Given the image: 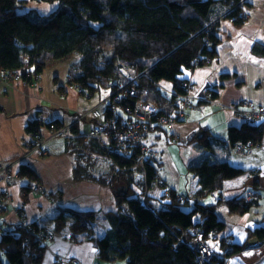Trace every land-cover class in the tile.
Segmentation results:
<instances>
[{
  "label": "trees",
  "instance_id": "trees-1",
  "mask_svg": "<svg viewBox=\"0 0 264 264\" xmlns=\"http://www.w3.org/2000/svg\"><path fill=\"white\" fill-rule=\"evenodd\" d=\"M28 1L53 7L42 14L30 8L25 10L22 6L27 0H0V69L20 72L22 81L32 84L49 66L73 58L67 73L71 87L85 97L95 95L100 89L109 90L101 103L104 108L97 107L100 116L92 117L94 124L105 123L110 129L125 126L124 120L130 117L137 100L156 107L157 117L175 112L178 96L186 91V84L192 83L180 75L184 70L202 66L215 55L220 19L228 18L239 25L247 18L243 9L246 4L235 6L231 0ZM213 21H217L214 26ZM253 52L264 54V47L254 45ZM127 70L133 74L129 75ZM160 81L170 82L172 93L164 91L159 86ZM214 95L211 91L209 97ZM38 118L29 124L28 133L40 131L43 124ZM50 123L61 125L46 122L47 128ZM70 128L71 135L64 137L70 146L82 140L88 144L86 149L80 147L76 153L87 160V152L109 159L112 174L108 176L114 181L113 187L126 186V192L117 194V210L105 214L108 230L102 236L88 237L95 244L99 261L199 264L197 252L188 245L195 234H200L208 245L214 235H223L218 241L219 251L210 247L212 264H226L227 257L245 249L247 240L238 243L225 234V223L218 220L214 207L201 202L208 193L219 192L225 180L244 172L241 167L212 156L214 145L223 143L209 131L197 132L193 137L198 145L212 151L188 166L197 177L193 195L179 196L167 187L158 198L147 195L145 206L140 197L145 185L157 175L158 160L153 165L145 163V178H134L135 149L130 148L129 153L109 150L100 146L96 138L88 136V129L79 133ZM263 134L264 121L245 120L239 127H228L227 142L230 146L239 141L259 143ZM90 146L92 149H87ZM17 175L36 179L33 169L24 164ZM220 203L226 205L229 213L244 214L254 204V199L245 201L244 196L223 199L220 195L216 204ZM67 216L72 218L69 228L73 234L92 232L96 214L68 208L54 217L55 230L60 231L67 225ZM53 232L39 227L36 222L18 224L3 231L0 264H41L50 241L44 242L39 237ZM248 233L250 238L257 237V243L264 242V225Z\"/></svg>",
  "mask_w": 264,
  "mask_h": 264
},
{
  "label": "crops",
  "instance_id": "crops-1",
  "mask_svg": "<svg viewBox=\"0 0 264 264\" xmlns=\"http://www.w3.org/2000/svg\"><path fill=\"white\" fill-rule=\"evenodd\" d=\"M243 9L247 18L242 24L237 25L228 18L220 19L216 29L219 42L211 61L182 71L180 77L195 84V98L186 119L147 137L148 146L156 151L160 165L157 174L167 183L159 190L155 187V193L149 189L148 195L153 199L167 187L179 196L188 197L196 189L197 177L193 172H185L186 182L180 180V173L173 163L174 150L178 151L186 168L213 151L214 158L244 169L239 176L225 180L219 192H212L214 202L204 203L207 198L201 201L214 207L217 217L231 216L228 219L235 224L227 226L224 233L237 235L234 240L238 243L245 241L249 230L264 225V134L259 147L246 155L233 152L227 142L228 127H239L246 120L242 112L247 110L240 105L243 99L264 107V54L253 52L254 45L264 47V0H249ZM73 60L49 66L32 84L0 80V159L13 163L12 170L17 174L24 164L36 175V179L22 176L9 185L0 181V235L18 224L32 222L53 232L54 217L60 210L91 211L96 214L92 232L73 234L69 228L72 218L67 216V225L53 232L55 239L47 244L41 264H73V259L78 264H119L99 261L95 244L88 238L89 235H104L109 228L105 214L117 210L118 193L108 176L112 174L111 161L96 152H87L88 160L79 156L77 150L80 147L86 149L88 144L82 140L73 147L64 137L44 143L42 148L46 155L37 152L26 155L28 127L38 116L43 124L39 129L45 138L48 136L46 122L71 125V131L74 129L79 133H84L95 122L91 114L77 120L78 113L100 108L105 98L85 97L68 84L67 73ZM159 85L168 93L173 89L167 81H160ZM211 91L215 93L212 98L209 97ZM263 121L264 117H260L256 122ZM202 131H209L223 144L214 145L212 151L198 145L193 137ZM169 134L180 135L181 141L174 144L179 145L178 148L170 145ZM182 181L185 188H182ZM36 184L42 187L38 193L32 190ZM5 190L10 194L7 200L3 194ZM220 195L223 199L250 197L254 204L244 214L229 213L224 203L216 204Z\"/></svg>",
  "mask_w": 264,
  "mask_h": 264
},
{
  "label": "built area",
  "instance_id": "built-area-1",
  "mask_svg": "<svg viewBox=\"0 0 264 264\" xmlns=\"http://www.w3.org/2000/svg\"><path fill=\"white\" fill-rule=\"evenodd\" d=\"M247 0H231L232 3H235V6L242 5ZM217 21H213L211 24L214 26ZM0 80L3 81H22L20 72H10L5 69H0ZM185 92L178 96V107L175 112L170 114V116H161L157 117V108L151 104L143 103L140 100L135 101L130 117L125 119V126L121 129H110L109 126L105 123H96L93 124L90 129L86 131L88 136L96 138L100 146L105 147L109 150H127L128 153L131 149L137 151L136 155V172L134 178L144 177L146 175L145 163L154 164V161L157 158L156 151L151 149L148 145L144 144V139L150 134V132H155L159 130L168 129L171 125L181 122L186 119L187 110L193 105V90L195 85L193 83H188L185 85ZM86 92V90L84 91ZM172 93V91L170 92ZM123 95V94H118ZM119 100V97H116ZM241 106L246 108V112H242V115L245 116L246 120L254 121L259 118L260 115H264V107L257 106L254 102L244 99L240 103ZM235 110H238L235 107ZM87 114H91L94 117H99L100 112L97 107L91 108L87 111H81L78 113L77 120L85 117ZM41 124V117L38 118ZM48 136L42 137V134L39 130H33L28 133L29 139L27 142V151L26 155L30 153H38L40 155H46V150L42 148L43 144L48 140L56 137H67L70 136L69 128L71 125H60L56 126L54 123H50L48 126ZM169 142L172 144H177L181 141V137L178 134H169ZM259 145L257 142L247 141V142H236L231 146L233 152L246 155L251 153ZM13 163H10L6 160L0 159V181L5 183L10 181H17L20 176L13 172L12 170ZM166 181L160 176L155 175L154 179L150 184H146L144 187L143 194L140 197L141 203L146 206V197L150 188L154 187H166ZM33 191L36 193L42 190L40 184L33 186ZM166 189V188H165ZM6 198L9 194L5 192ZM250 197L245 198V201H250ZM44 242L54 240L55 236L52 233L42 234L39 237ZM188 245L191 249L197 252V261L199 264H212V250L208 243L202 238L200 234H195L194 237L189 241ZM264 247V246H263ZM73 264H78V261L73 259ZM227 264H239V261H234L232 258H229Z\"/></svg>",
  "mask_w": 264,
  "mask_h": 264
},
{
  "label": "rangeland",
  "instance_id": "rangeland-1",
  "mask_svg": "<svg viewBox=\"0 0 264 264\" xmlns=\"http://www.w3.org/2000/svg\"><path fill=\"white\" fill-rule=\"evenodd\" d=\"M191 1H196V0H191ZM198 1V0H197ZM25 10L26 9H34L36 10L37 12L39 13H47L51 8L52 6L49 5L48 3H42V2H37V1H28L26 2V4L24 6H22ZM49 8V9H48ZM73 59V58H72ZM71 59V60H72ZM127 68V67H126ZM124 68V69H126ZM129 75H132L133 74V71H130V70H127ZM109 94V90L108 89H100L98 92H96V94L94 95L95 98H106V96ZM105 101V99H104ZM102 108L104 107H101V110ZM157 132V131H155ZM158 132H163L162 130H159ZM150 133H153V132H150ZM148 137V136H147ZM147 137L144 139V144L146 145H150L149 143H147ZM173 148H178L179 145H174V144H170ZM169 145V147H170ZM168 147V148H169ZM174 157L173 159V163L174 165L177 166V169H178V173H180V180H184L186 178L185 176V172L186 171H189L190 173V170L188 169V167L186 168V165L183 163V161L179 158V153L177 150H174V153L172 155ZM165 166H167V164H165ZM186 182V180H184ZM182 181V188H185L184 184L185 182ZM155 188V187H154ZM154 188H150V192L152 193H155L154 192ZM156 190H159V187L155 188ZM184 194H187L186 191H184ZM209 195V196H208ZM208 196V197H207ZM205 199L207 198V200L204 202V203H209V202H212L213 200L215 201V196L212 194V193H208L205 197ZM213 200H212V199ZM204 199V200H205ZM203 200V201H204ZM213 201V202H214ZM192 203V201H191ZM228 215V214H227ZM231 216H226L225 219L223 217H218V220H221L222 222L225 223V228L230 227V226H234V222H232L230 219ZM234 236L237 237V235H231V238L234 240ZM223 238V235H214L213 238L209 239V245L210 247L212 246L214 249H217L218 251L220 250L219 249V245H218V241ZM225 238V237H224ZM250 237H248V235L246 236L245 238V241L248 243V240H249ZM235 241V240H234ZM264 242H261V243H257L255 245H251V244H247V246L245 247V249L239 253H236V254H233L231 255L230 257L232 258V260L234 261H239V264H264V260H263V256H264ZM212 249V248H211ZM230 257H227L224 262H227L229 261V258ZM117 263L119 264H124V262H122V260H119L117 261Z\"/></svg>",
  "mask_w": 264,
  "mask_h": 264
},
{
  "label": "water",
  "instance_id": "water-1",
  "mask_svg": "<svg viewBox=\"0 0 264 264\" xmlns=\"http://www.w3.org/2000/svg\"><path fill=\"white\" fill-rule=\"evenodd\" d=\"M115 192L116 193L126 192V186L125 185H118L115 189ZM257 241H258L257 237L252 236L251 238H249L248 243L251 245H255V244H257Z\"/></svg>",
  "mask_w": 264,
  "mask_h": 264
},
{
  "label": "bare ground",
  "instance_id": "bare-ground-1",
  "mask_svg": "<svg viewBox=\"0 0 264 264\" xmlns=\"http://www.w3.org/2000/svg\"><path fill=\"white\" fill-rule=\"evenodd\" d=\"M248 2V0L245 2V4ZM52 7H53V5H51ZM49 9V8H48ZM211 61V59H206V62L203 64V65H205V64H207V63H209ZM194 69V68H193ZM190 71V70H189ZM160 86V85H159ZM161 87V86H160ZM162 88V87H161ZM163 89V88H162ZM164 90V89H163ZM170 93V92H169ZM244 100V99H243ZM260 117H264L263 115H260ZM259 117V118H260ZM259 118H257V119H255L253 122H255L256 123V121L259 119ZM258 145H260V142L258 143ZM259 147V146H258ZM257 147V148H258ZM263 260H264V256H263ZM264 263V262H263Z\"/></svg>",
  "mask_w": 264,
  "mask_h": 264
}]
</instances>
